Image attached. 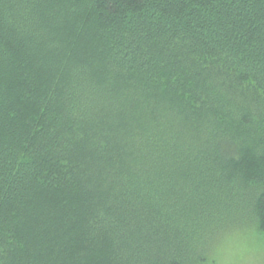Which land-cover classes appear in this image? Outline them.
Wrapping results in <instances>:
<instances>
[{"label": "trees", "instance_id": "trees-1", "mask_svg": "<svg viewBox=\"0 0 264 264\" xmlns=\"http://www.w3.org/2000/svg\"><path fill=\"white\" fill-rule=\"evenodd\" d=\"M264 264V0H0V264Z\"/></svg>", "mask_w": 264, "mask_h": 264}, {"label": "rangeland", "instance_id": "rangeland-1", "mask_svg": "<svg viewBox=\"0 0 264 264\" xmlns=\"http://www.w3.org/2000/svg\"><path fill=\"white\" fill-rule=\"evenodd\" d=\"M256 244L233 240L227 244L217 264H256Z\"/></svg>", "mask_w": 264, "mask_h": 264}]
</instances>
